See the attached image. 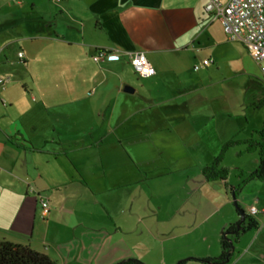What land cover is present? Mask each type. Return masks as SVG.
<instances>
[{"label":"crops","instance_id":"0c3cea01","mask_svg":"<svg viewBox=\"0 0 264 264\" xmlns=\"http://www.w3.org/2000/svg\"><path fill=\"white\" fill-rule=\"evenodd\" d=\"M206 2L0 0V240L59 264H151L142 245L153 254L158 242L167 264L166 242L196 240L175 260L202 264L242 209L258 224L224 264H264V179L251 178L259 154H246L258 152L228 148L227 181L204 175L240 139L220 120L230 109L213 91L214 58L210 72L195 68L226 38ZM99 48L111 52L100 63ZM137 49L156 74L135 71Z\"/></svg>","mask_w":264,"mask_h":264},{"label":"rangeland","instance_id":"374dc122","mask_svg":"<svg viewBox=\"0 0 264 264\" xmlns=\"http://www.w3.org/2000/svg\"><path fill=\"white\" fill-rule=\"evenodd\" d=\"M225 37L224 41L215 47L216 52L213 57L209 58L215 60V64L210 65L213 68V80L216 83L213 91L221 97L218 102L219 105L230 109V113L222 114L220 120L221 122L231 123L230 128L235 130L238 138L241 139H235L236 143L229 147V150L231 149L229 154L234 156L242 148H246V151L249 148L248 142L247 146L242 144L245 139L253 138L256 141H264V79L261 77L257 62L251 57L246 45L241 41L229 39L227 35ZM203 67L204 70H207L206 72H210L206 66ZM124 68L127 73L133 72L129 64H125ZM23 101L25 106L32 103L31 98L28 96H25ZM23 106L22 102H17L16 106L12 108L13 114L19 107L22 108ZM246 154L251 157L254 154L258 156V153ZM191 243H194L193 247L196 248V240L185 241L179 239L166 242L167 264L189 250ZM162 244L163 242L156 244V251L153 254H145L144 248L146 247L142 245V257L147 261H151V264H163V256L165 255L162 250L165 245L162 246ZM181 260H175L176 264H179Z\"/></svg>","mask_w":264,"mask_h":264},{"label":"built area","instance_id":"2783aa9c","mask_svg":"<svg viewBox=\"0 0 264 264\" xmlns=\"http://www.w3.org/2000/svg\"><path fill=\"white\" fill-rule=\"evenodd\" d=\"M61 2L62 0H56ZM206 10L213 19L222 22L224 31L229 39L243 42L251 56L260 67L264 79V0H207ZM110 50L99 48L93 58L96 62H104L110 55ZM135 71L142 76H151L157 73L156 68L149 60L145 51L137 49L128 53ZM20 58L25 56L19 52ZM214 60L206 58L202 64L195 66L200 69L210 65ZM6 81L0 78V85L5 86ZM40 205L44 215H49L52 209L49 199L40 197ZM259 212L257 205L249 207V213L255 215Z\"/></svg>","mask_w":264,"mask_h":264},{"label":"trees","instance_id":"16d2710c","mask_svg":"<svg viewBox=\"0 0 264 264\" xmlns=\"http://www.w3.org/2000/svg\"><path fill=\"white\" fill-rule=\"evenodd\" d=\"M264 100V99H263ZM249 143V151H257L259 154V165L257 169L251 174V178L264 179V142L256 141L253 138L246 140ZM236 140L227 142L223 148L222 153L215 159V161L205 167L204 175L206 179L210 181L223 180L227 181L228 168L222 165L225 151L233 144ZM232 191H236L237 187L229 185ZM241 211H243L241 209ZM246 221L242 222V218L234 224H231L223 233L221 239L222 253L217 257L207 258H194L201 261L204 264H224L228 263L235 250H233V244L230 242L229 237L233 238L234 241L240 237V235L247 230H250L257 226V221L246 214ZM241 224L240 228L238 225ZM186 259L180 261L179 264H185ZM0 264H59L50 255L45 252L39 251L31 247L30 245L14 243L7 240H0ZM116 264H146L140 259L130 258L125 259Z\"/></svg>","mask_w":264,"mask_h":264},{"label":"water","instance_id":"95a60500","mask_svg":"<svg viewBox=\"0 0 264 264\" xmlns=\"http://www.w3.org/2000/svg\"><path fill=\"white\" fill-rule=\"evenodd\" d=\"M124 90L126 91V92H134V88L133 87H131V86H126L125 88H124ZM241 214H242V222L243 221H246L247 219H246V212L243 210V211H241ZM240 226H241V224H239L238 225V228H240ZM229 240H230V242L233 244V250H235V242L236 241H234V239L233 238H231V237H229Z\"/></svg>","mask_w":264,"mask_h":264}]
</instances>
